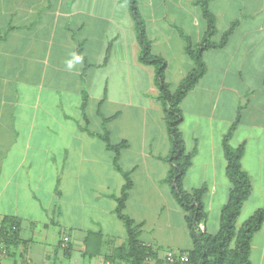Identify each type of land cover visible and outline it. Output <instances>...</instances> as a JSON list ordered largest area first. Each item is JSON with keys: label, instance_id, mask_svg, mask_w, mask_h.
Listing matches in <instances>:
<instances>
[{"label": "crops", "instance_id": "crops-1", "mask_svg": "<svg viewBox=\"0 0 264 264\" xmlns=\"http://www.w3.org/2000/svg\"><path fill=\"white\" fill-rule=\"evenodd\" d=\"M196 2L137 0L171 91L194 66L185 37L198 43L205 31ZM209 8L214 41L234 26L221 47L203 52L205 72L181 101L179 130L193 151L183 188L206 186L199 227L214 234L229 190L221 139L238 115L229 143H244L252 189L236 225L264 207V0H210ZM140 53L128 0H0V219L20 224L0 264H130L109 259L126 242L114 198L125 174L124 213L139 242L157 260L192 248L165 180L171 141L156 69ZM105 134L124 143L117 165ZM250 262L264 264V224Z\"/></svg>", "mask_w": 264, "mask_h": 264}, {"label": "trees", "instance_id": "trees-1", "mask_svg": "<svg viewBox=\"0 0 264 264\" xmlns=\"http://www.w3.org/2000/svg\"><path fill=\"white\" fill-rule=\"evenodd\" d=\"M210 0H197V5L206 22L205 31L198 43H193L185 37L184 51L192 59L193 68L180 80L175 90L171 91L165 81V60L161 56L153 55L150 51V42L146 36L145 24L137 7V0H128L129 8L135 20L136 36L140 43V60L144 64L153 65L156 69L155 81L159 88L158 99L164 107L165 123L171 141L169 154V169L165 178L171 185L173 196L185 212L186 226L192 238V248L185 253L192 264H251L250 245L253 235L264 224V207L257 208L239 226L237 220L244 202L251 193V182L248 174L242 169L240 160L244 153V143L236 147L230 145L229 140L235 129L239 115L229 126L221 139L223 156L226 161L225 176L229 182V190L225 203L219 212V226L214 234L201 230L200 223L206 220L204 208V195L206 186H200L186 191L183 188V178L189 168L193 151L185 150L179 124L182 120L180 107L183 97L198 83L205 72L203 52L210 48L221 47L234 24L224 32L220 41H214L216 34V19L209 8ZM107 147L114 153V163L117 165V155L124 143L110 144L107 134L103 136ZM125 176V183L116 200L115 213L123 222L126 232V242L115 249L109 259H121L130 264H145L146 257H154V253L143 246L138 240V229L133 220L124 213L125 201L131 187L130 178ZM19 221L4 217L0 219V242L9 250L18 244ZM100 236V235H98ZM69 247L64 248L68 256Z\"/></svg>", "mask_w": 264, "mask_h": 264}, {"label": "built area", "instance_id": "built-area-1", "mask_svg": "<svg viewBox=\"0 0 264 264\" xmlns=\"http://www.w3.org/2000/svg\"><path fill=\"white\" fill-rule=\"evenodd\" d=\"M6 248L0 242V256L6 255ZM145 264H192L188 255L182 251L166 250L161 259L157 260L154 257H146Z\"/></svg>", "mask_w": 264, "mask_h": 264}, {"label": "clouds", "instance_id": "clouds-1", "mask_svg": "<svg viewBox=\"0 0 264 264\" xmlns=\"http://www.w3.org/2000/svg\"><path fill=\"white\" fill-rule=\"evenodd\" d=\"M81 59H82V58L79 57V56L76 57V61H80ZM72 66H73L72 62L69 61V62H68V67L71 68Z\"/></svg>", "mask_w": 264, "mask_h": 264}, {"label": "rangeland", "instance_id": "rangeland-1", "mask_svg": "<svg viewBox=\"0 0 264 264\" xmlns=\"http://www.w3.org/2000/svg\"><path fill=\"white\" fill-rule=\"evenodd\" d=\"M237 226H238V225H237ZM6 250H7V249H6ZM8 251H9V250H7L6 255L8 254Z\"/></svg>", "mask_w": 264, "mask_h": 264}]
</instances>
